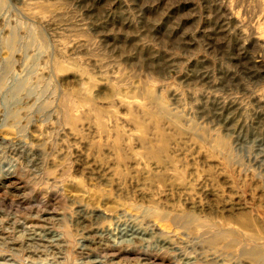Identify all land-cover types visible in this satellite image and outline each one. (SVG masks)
I'll list each match as a JSON object with an SVG mask.
<instances>
[{
  "label": "rangeland",
  "instance_id": "rangeland-1",
  "mask_svg": "<svg viewBox=\"0 0 264 264\" xmlns=\"http://www.w3.org/2000/svg\"><path fill=\"white\" fill-rule=\"evenodd\" d=\"M0 264H264V0H0Z\"/></svg>",
  "mask_w": 264,
  "mask_h": 264
}]
</instances>
